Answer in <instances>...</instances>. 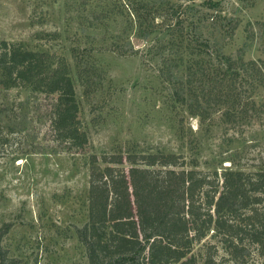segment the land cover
I'll return each instance as SVG.
<instances>
[{"label":"rangeland","instance_id":"obj_1","mask_svg":"<svg viewBox=\"0 0 264 264\" xmlns=\"http://www.w3.org/2000/svg\"><path fill=\"white\" fill-rule=\"evenodd\" d=\"M262 26L264 0H0V41L65 66L88 137L81 150L60 139L56 95L0 86V264H89L77 231L89 219L91 155L174 153L219 176L264 169V83L213 82L220 52L264 59ZM205 242L190 253L199 263Z\"/></svg>","mask_w":264,"mask_h":264},{"label":"trees","instance_id":"obj_2","mask_svg":"<svg viewBox=\"0 0 264 264\" xmlns=\"http://www.w3.org/2000/svg\"><path fill=\"white\" fill-rule=\"evenodd\" d=\"M229 27L233 33L238 24ZM260 29L264 34V26ZM218 55L223 77L213 82L255 88L264 83V59L245 60L243 47L235 56ZM198 73L187 72V82ZM0 86L56 95L55 132L69 149L87 145L64 65L22 44L0 41ZM174 89L185 101L184 86ZM3 127L0 122L2 144L8 140ZM125 160L128 171L120 167ZM89 165V219L77 231L89 264H264V169L230 168L219 176L187 169L184 157L174 153L91 155ZM203 241L199 263L190 253ZM219 244L227 258L218 260ZM252 252L258 256L253 263Z\"/></svg>","mask_w":264,"mask_h":264}]
</instances>
